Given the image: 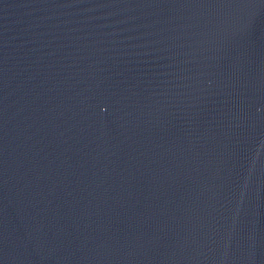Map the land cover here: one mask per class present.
<instances>
[{"label": "water", "instance_id": "obj_1", "mask_svg": "<svg viewBox=\"0 0 264 264\" xmlns=\"http://www.w3.org/2000/svg\"><path fill=\"white\" fill-rule=\"evenodd\" d=\"M0 264H264V0H0Z\"/></svg>", "mask_w": 264, "mask_h": 264}]
</instances>
